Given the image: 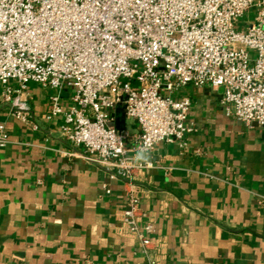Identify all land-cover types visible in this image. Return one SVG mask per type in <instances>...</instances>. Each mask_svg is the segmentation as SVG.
I'll return each mask as SVG.
<instances>
[{"label": "crops", "instance_id": "0c3cea01", "mask_svg": "<svg viewBox=\"0 0 264 264\" xmlns=\"http://www.w3.org/2000/svg\"><path fill=\"white\" fill-rule=\"evenodd\" d=\"M255 16L252 7L235 29L245 32ZM2 91L0 264H264V126L227 117L220 89L183 88L193 131L152 155L127 142L121 169L81 157L62 118H47L52 91L29 84L13 106ZM71 95L62 91L63 107ZM107 113L116 132L139 133L122 105ZM130 193L138 226L153 227L146 249L122 224Z\"/></svg>", "mask_w": 264, "mask_h": 264}, {"label": "built area", "instance_id": "2783aa9c", "mask_svg": "<svg viewBox=\"0 0 264 264\" xmlns=\"http://www.w3.org/2000/svg\"><path fill=\"white\" fill-rule=\"evenodd\" d=\"M252 7L254 24L236 30ZM29 84L54 93L47 118L61 117L66 140L105 169L128 165L127 142L152 155L193 131L191 100L177 97L187 86L220 89L227 117L264 126V0H0L4 101L13 106ZM64 89L72 91L67 107ZM119 105L138 134L110 126L107 111ZM14 115L27 122V114ZM138 211L130 193L122 224L146 249L153 227L138 226Z\"/></svg>", "mask_w": 264, "mask_h": 264}, {"label": "rangeland", "instance_id": "374dc122", "mask_svg": "<svg viewBox=\"0 0 264 264\" xmlns=\"http://www.w3.org/2000/svg\"><path fill=\"white\" fill-rule=\"evenodd\" d=\"M131 85H132V86H137L138 84H137L136 81H131Z\"/></svg>", "mask_w": 264, "mask_h": 264}]
</instances>
